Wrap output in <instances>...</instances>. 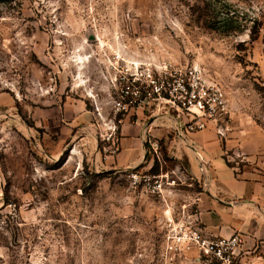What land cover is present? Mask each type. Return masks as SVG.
I'll return each instance as SVG.
<instances>
[{"label":"rangeland","instance_id":"374dc122","mask_svg":"<svg viewBox=\"0 0 264 264\" xmlns=\"http://www.w3.org/2000/svg\"><path fill=\"white\" fill-rule=\"evenodd\" d=\"M230 16L232 29L222 23ZM188 68L227 95L222 140L235 141L225 155L230 166L263 167L264 153L248 161L252 154L237 142L241 132L264 137V0L0 4V264H166V212L173 219L198 184L186 159L172 158L157 140L158 159L147 142L135 171L150 172L156 161L161 192L134 188L129 169H111L99 153L108 120L97 121L94 107L107 116L124 77L146 83L147 74ZM154 107L122 123L174 125L175 113L153 116Z\"/></svg>","mask_w":264,"mask_h":264},{"label":"crops","instance_id":"0c3cea01","mask_svg":"<svg viewBox=\"0 0 264 264\" xmlns=\"http://www.w3.org/2000/svg\"><path fill=\"white\" fill-rule=\"evenodd\" d=\"M163 125L162 129L154 130L155 123L149 125L144 119L121 123L118 152L107 157L111 159L110 168L138 167L146 155V143L163 141L172 158L186 159L190 179L198 184L200 190L194 193L190 204L194 203L193 211L205 232L225 238L239 234L243 240L241 263L264 264V166L229 167L225 155L235 147V141L228 138L223 141L214 124L179 137H171L175 123L167 121ZM244 134L241 132L238 138V150L252 154L246 159L255 161L256 154L264 153V137Z\"/></svg>","mask_w":264,"mask_h":264},{"label":"built area","instance_id":"2783aa9c","mask_svg":"<svg viewBox=\"0 0 264 264\" xmlns=\"http://www.w3.org/2000/svg\"><path fill=\"white\" fill-rule=\"evenodd\" d=\"M149 104L155 106L153 116L161 111L164 115L170 112L176 114L174 130L178 136L202 131L210 124L215 125L219 137L224 136L222 124L229 118L227 95L218 83L205 79L200 69H176L163 78L147 74L146 83L130 75L123 78L108 117L104 116L103 105L94 107L97 121L108 120L107 128L98 133V140L102 144L99 153L104 154L105 158L116 156V130L117 124L123 121L121 117L138 115V111L141 109L144 112ZM148 143L158 159L157 142L150 140ZM226 161L230 163L232 158L227 156ZM127 178L134 188L159 193L163 187V178L148 171L129 169ZM193 206L194 203L181 205L175 217L169 220L164 241L166 264H177L188 258L203 264H233L240 257L241 236L235 233L225 238L206 233ZM191 253L196 256L189 257Z\"/></svg>","mask_w":264,"mask_h":264},{"label":"trees","instance_id":"16d2710c","mask_svg":"<svg viewBox=\"0 0 264 264\" xmlns=\"http://www.w3.org/2000/svg\"><path fill=\"white\" fill-rule=\"evenodd\" d=\"M7 1H11V2H16V1H18V0H0V4L2 3V2H7ZM255 23H254V27L250 30V39L253 41V40H255L256 38H257V36H258V32H259V27H260V23L259 22H257L256 20L254 21ZM222 23L225 25V26H228V27H230V29H232L231 28V25H232V16H230V17H226L225 19H223L222 20ZM210 28H212V29H218V28H216V27H213V26H211ZM225 32H230V31H225ZM159 144L162 146L163 145V141H160L159 142ZM162 150L163 151H165V149H164V147L162 146ZM227 165L229 166V167H232V166H230V164L229 163H227ZM157 171H158V165H157V162L156 161H154V164H153V166L151 167V173L152 174H156L157 173Z\"/></svg>","mask_w":264,"mask_h":264},{"label":"bare ground","instance_id":"6f19581e","mask_svg":"<svg viewBox=\"0 0 264 264\" xmlns=\"http://www.w3.org/2000/svg\"><path fill=\"white\" fill-rule=\"evenodd\" d=\"M80 60H81V58H80ZM80 60H78V61H80ZM82 60H83V59H82ZM82 60H81V61H82ZM79 64H81V62H80ZM166 214H167V216L169 217V220H171V217H170L169 212H166ZM168 217H167V218H168Z\"/></svg>","mask_w":264,"mask_h":264}]
</instances>
